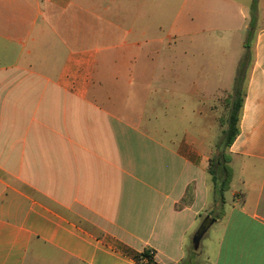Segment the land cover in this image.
<instances>
[{
  "label": "crops",
  "instance_id": "1",
  "mask_svg": "<svg viewBox=\"0 0 264 264\" xmlns=\"http://www.w3.org/2000/svg\"><path fill=\"white\" fill-rule=\"evenodd\" d=\"M251 1L0 0V264H264V0L222 209L238 65H185L186 24L246 28Z\"/></svg>",
  "mask_w": 264,
  "mask_h": 264
},
{
  "label": "rangeland",
  "instance_id": "2",
  "mask_svg": "<svg viewBox=\"0 0 264 264\" xmlns=\"http://www.w3.org/2000/svg\"><path fill=\"white\" fill-rule=\"evenodd\" d=\"M253 1L255 3L256 12H258V1L252 0L249 8L246 10L248 14L251 13V5ZM262 22H264V18L262 19ZM185 31L186 34H189L192 37V41L188 39L185 41L186 66L193 64L197 68L218 67L228 69L238 65L239 60L244 53L243 46L241 49V43L246 37V28L243 27L242 24L239 25L238 23H234L229 25H217L200 21L195 24H186ZM253 44L254 36L253 41L251 40L249 46L250 58L247 65L252 63ZM208 74L209 73H207V75ZM220 111L222 113L221 118H225L228 110L225 109V106H219L217 112L219 113ZM220 119L218 120L219 126L215 129V141L217 142L220 140L222 129L224 128V124H221ZM233 161H237V159L234 158ZM231 183L232 185H235V180ZM225 196L227 201L231 202V196L228 191L225 192ZM207 236H209V233L204 236L202 240H205Z\"/></svg>",
  "mask_w": 264,
  "mask_h": 264
},
{
  "label": "trees",
  "instance_id": "3",
  "mask_svg": "<svg viewBox=\"0 0 264 264\" xmlns=\"http://www.w3.org/2000/svg\"><path fill=\"white\" fill-rule=\"evenodd\" d=\"M255 18L256 8L253 1L251 5L250 20L246 27V37L242 43L244 53L238 63V72L232 97L227 103V116L220 119L221 124H224V128L222 129L221 138L215 146L217 153L210 159L208 167V173L212 182L214 201L217 203L219 209H222L223 207L225 201L224 192L228 189L232 176V171L227 165L230 160V156L227 154V149L239 133V116L244 93L238 78L242 75L241 69L247 65L250 58L249 46L255 35ZM135 258L139 264H158L153 259V252L151 250L144 249L138 253Z\"/></svg>",
  "mask_w": 264,
  "mask_h": 264
},
{
  "label": "water",
  "instance_id": "4",
  "mask_svg": "<svg viewBox=\"0 0 264 264\" xmlns=\"http://www.w3.org/2000/svg\"><path fill=\"white\" fill-rule=\"evenodd\" d=\"M207 225H208V221L206 220L197 229L196 233L194 234V236L192 238L193 248L196 249L198 247L199 240L202 237V235L204 234V232L207 228Z\"/></svg>",
  "mask_w": 264,
  "mask_h": 264
}]
</instances>
